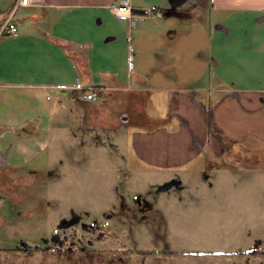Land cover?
<instances>
[{
	"label": "crops",
	"instance_id": "0c3cea01",
	"mask_svg": "<svg viewBox=\"0 0 264 264\" xmlns=\"http://www.w3.org/2000/svg\"><path fill=\"white\" fill-rule=\"evenodd\" d=\"M122 1L32 0L13 19L18 35L0 32V170L13 187L50 169L68 115L91 131L108 104L122 129L83 144L121 149L138 170L181 182L264 162V0Z\"/></svg>",
	"mask_w": 264,
	"mask_h": 264
},
{
	"label": "rangeland",
	"instance_id": "374dc122",
	"mask_svg": "<svg viewBox=\"0 0 264 264\" xmlns=\"http://www.w3.org/2000/svg\"><path fill=\"white\" fill-rule=\"evenodd\" d=\"M118 109H100L93 135L122 129ZM67 123L71 133L52 134L47 172H28L13 187L8 169L0 170V264H264V162L178 182L136 169L127 153L123 158L109 144L107 150L85 147L89 124L75 114ZM222 134L228 150L233 145ZM191 136L185 132L182 143L190 147ZM214 173L216 179L205 180ZM15 194L27 204L10 200ZM143 251L165 253L143 259ZM240 251L247 255H231Z\"/></svg>",
	"mask_w": 264,
	"mask_h": 264
},
{
	"label": "built area",
	"instance_id": "2783aa9c",
	"mask_svg": "<svg viewBox=\"0 0 264 264\" xmlns=\"http://www.w3.org/2000/svg\"><path fill=\"white\" fill-rule=\"evenodd\" d=\"M32 4V0H15V3L11 7L10 11L5 15L4 23L1 27L0 32H7L10 36L18 35V27L13 21L15 11L19 7H28ZM129 1L123 0L120 5V10H129ZM85 99L96 101L99 98V93L93 89H88L84 95Z\"/></svg>",
	"mask_w": 264,
	"mask_h": 264
},
{
	"label": "trees",
	"instance_id": "16d2710c",
	"mask_svg": "<svg viewBox=\"0 0 264 264\" xmlns=\"http://www.w3.org/2000/svg\"><path fill=\"white\" fill-rule=\"evenodd\" d=\"M223 166V165H222ZM220 164H219V166L217 165L216 166V168H220V167H222ZM59 255L61 254V255H68V256H70V257H72L71 255H74V253H72V251L71 250H69L68 252H66L65 254H64V252H61V251H58L57 252ZM84 253H85V257H92L93 256V252H90V251H84ZM164 254L165 252H153V251H143V252H140L139 254L143 257V259H145L147 256H151V255H156V254ZM177 254H181V253H177ZM248 254H252L251 252H248ZM231 255H236V256H240V255H247V253H245V252H237V253H233V254H231ZM144 261V260H143Z\"/></svg>",
	"mask_w": 264,
	"mask_h": 264
},
{
	"label": "water",
	"instance_id": "95a60500",
	"mask_svg": "<svg viewBox=\"0 0 264 264\" xmlns=\"http://www.w3.org/2000/svg\"><path fill=\"white\" fill-rule=\"evenodd\" d=\"M15 0H0V17L6 14Z\"/></svg>",
	"mask_w": 264,
	"mask_h": 264
}]
</instances>
